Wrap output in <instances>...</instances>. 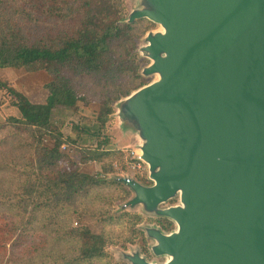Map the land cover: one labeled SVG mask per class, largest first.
<instances>
[{"label": "water", "instance_id": "obj_1", "mask_svg": "<svg viewBox=\"0 0 264 264\" xmlns=\"http://www.w3.org/2000/svg\"><path fill=\"white\" fill-rule=\"evenodd\" d=\"M142 19L162 29L140 48L150 60L140 75L157 78L114 116L137 137L150 184L112 179L130 192L121 210L139 207L174 229H142L165 262L138 250L122 259L264 264V0H137L124 21Z\"/></svg>", "mask_w": 264, "mask_h": 264}, {"label": "trees", "instance_id": "obj_2", "mask_svg": "<svg viewBox=\"0 0 264 264\" xmlns=\"http://www.w3.org/2000/svg\"><path fill=\"white\" fill-rule=\"evenodd\" d=\"M124 20L121 0H0V69L51 78L42 103L0 78L10 109L0 122V264H116L111 245L146 250L143 217L120 209L130 192L109 177L122 156L108 129L115 104L146 84L129 51L138 26L150 23ZM79 102L97 103L96 115L79 116L64 133L53 112ZM88 163L101 170L82 171ZM158 224L174 229L165 218Z\"/></svg>", "mask_w": 264, "mask_h": 264}, {"label": "rangeland", "instance_id": "obj_3", "mask_svg": "<svg viewBox=\"0 0 264 264\" xmlns=\"http://www.w3.org/2000/svg\"><path fill=\"white\" fill-rule=\"evenodd\" d=\"M125 7V16L129 11H131L135 5L137 0H121ZM146 22L150 23L148 26L145 24H140L138 26L137 34L138 36L134 38L133 42V49H130L129 53L130 56L134 55L135 60L138 62L139 69L143 68L144 66H147L150 63V60H148L146 57L142 55V52L140 51V48L144 46V37L147 34V32H157L162 30L159 25L153 24L148 20H145ZM0 78H4L6 81H8L11 85L16 87L19 91L24 93L28 99L31 102H43L45 101V98L47 97V90L44 88V85L47 84L51 78L50 76L44 72V71H38V72H27L23 68H3L0 69ZM157 76L152 75L145 78L146 84L156 80ZM1 91H0V122L4 121V117L10 113V109L7 106L6 103L4 105H1ZM97 103H91L89 105H83L82 103H78L77 108L75 110L73 109H67V108H60L54 110L53 112V119L57 122L62 123V130L64 133L70 132V125L73 122H76L79 118V116H87L94 118L96 115L95 108ZM109 134L111 141L116 145V148L119 149L122 156L119 160L120 162H115V168L117 170V173H113L109 175V177L114 176H133L136 179H138L139 176H145L146 175V166L144 163L140 161L139 165L140 167H133L137 165V158L135 159V154L137 152V142L138 139L129 129L126 130L124 127H122V124L118 121V119L114 116L113 120L111 121L109 125ZM45 144L47 146H50L52 144V141L48 138H45L44 140ZM118 145H117V144ZM134 159V160H133ZM81 170L84 172H87L89 174L96 173L100 171V165L97 163H88L81 166ZM176 200L173 199L169 201L166 204H163V206H168L172 204H176ZM119 210V204L116 203L115 208L113 211ZM128 212H135L140 214L143 217V221L141 224L138 225V228H142L144 226H156L159 228L158 224V217L154 215H147L144 214L139 207L135 208L134 210H130ZM75 224L73 223V226ZM89 228L94 233H99L102 229V225L96 221V220H90L88 221ZM169 233V232H165ZM146 238V236H145ZM146 250L142 251L141 247L138 244H130L127 243L125 245H111L109 246V252L112 255V261L116 264H126L127 262L122 259V252H131L138 250L142 256L147 258L151 262L156 263H163L166 261V257H155L150 252V246L152 245V241L146 238ZM126 262V263H125ZM128 264V263H127Z\"/></svg>", "mask_w": 264, "mask_h": 264}, {"label": "built area", "instance_id": "obj_4", "mask_svg": "<svg viewBox=\"0 0 264 264\" xmlns=\"http://www.w3.org/2000/svg\"><path fill=\"white\" fill-rule=\"evenodd\" d=\"M134 160V159H133ZM137 161V165H135V166H133V167H137V168H139L140 167V165H139V163H140V161L139 160H136Z\"/></svg>", "mask_w": 264, "mask_h": 264}, {"label": "crops", "instance_id": "obj_5", "mask_svg": "<svg viewBox=\"0 0 264 264\" xmlns=\"http://www.w3.org/2000/svg\"><path fill=\"white\" fill-rule=\"evenodd\" d=\"M44 102V101H43ZM37 103H42V102H37ZM97 106V105H96ZM95 110L97 111L98 110V106L95 108Z\"/></svg>", "mask_w": 264, "mask_h": 264}, {"label": "flooded vegetation", "instance_id": "obj_6", "mask_svg": "<svg viewBox=\"0 0 264 264\" xmlns=\"http://www.w3.org/2000/svg\"><path fill=\"white\" fill-rule=\"evenodd\" d=\"M152 254V253H151ZM153 255V254H152ZM147 261H149L147 258H145ZM149 262H151V261H149ZM126 263V262H125ZM127 264V263H126ZM129 264V263H128Z\"/></svg>", "mask_w": 264, "mask_h": 264}]
</instances>
